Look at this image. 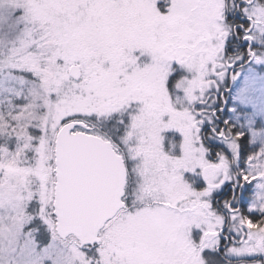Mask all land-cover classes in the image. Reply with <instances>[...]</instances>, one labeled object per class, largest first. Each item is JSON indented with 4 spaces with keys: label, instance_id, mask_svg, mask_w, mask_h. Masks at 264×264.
<instances>
[{
    "label": "snow or ice",
    "instance_id": "snow-or-ice-1",
    "mask_svg": "<svg viewBox=\"0 0 264 264\" xmlns=\"http://www.w3.org/2000/svg\"><path fill=\"white\" fill-rule=\"evenodd\" d=\"M0 264H264V0H0Z\"/></svg>",
    "mask_w": 264,
    "mask_h": 264
},
{
    "label": "flooded vegetation",
    "instance_id": "flooded-vegetation-1",
    "mask_svg": "<svg viewBox=\"0 0 264 264\" xmlns=\"http://www.w3.org/2000/svg\"><path fill=\"white\" fill-rule=\"evenodd\" d=\"M224 191H225V192H227V191H228V189H225Z\"/></svg>",
    "mask_w": 264,
    "mask_h": 264
}]
</instances>
